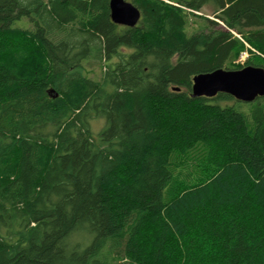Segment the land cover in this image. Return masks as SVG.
I'll return each mask as SVG.
<instances>
[{
  "label": "trees",
  "instance_id": "16d2710c",
  "mask_svg": "<svg viewBox=\"0 0 264 264\" xmlns=\"http://www.w3.org/2000/svg\"><path fill=\"white\" fill-rule=\"evenodd\" d=\"M128 1L0 0V264H264V0Z\"/></svg>",
  "mask_w": 264,
  "mask_h": 264
},
{
  "label": "water",
  "instance_id": "95a60500",
  "mask_svg": "<svg viewBox=\"0 0 264 264\" xmlns=\"http://www.w3.org/2000/svg\"><path fill=\"white\" fill-rule=\"evenodd\" d=\"M110 10L111 18L117 24L133 27L141 18L140 9L128 0H110ZM221 92L244 102L264 96V68L254 65L236 70L218 68L194 76L193 97H214Z\"/></svg>",
  "mask_w": 264,
  "mask_h": 264
},
{
  "label": "rangeland",
  "instance_id": "374dc122",
  "mask_svg": "<svg viewBox=\"0 0 264 264\" xmlns=\"http://www.w3.org/2000/svg\"><path fill=\"white\" fill-rule=\"evenodd\" d=\"M211 11V7L210 6H205L201 11H199L197 14H202V13H209ZM211 18H215L214 15H210ZM19 23L21 24H25V25H28L27 22L24 23V20L22 21H18ZM30 25V24H29ZM201 25V21H200V18L199 17H190V20H189V24H188V27H189V30L190 31H193L197 28H199ZM250 58V53H248L247 51H243L240 56L238 57V59L236 60V63L237 64H244L247 60H249ZM252 58V57H251ZM254 58V57H253ZM252 102H243L242 105L245 106V109H247L248 111V114L250 113V104Z\"/></svg>",
  "mask_w": 264,
  "mask_h": 264
},
{
  "label": "bare ground",
  "instance_id": "6f19581e",
  "mask_svg": "<svg viewBox=\"0 0 264 264\" xmlns=\"http://www.w3.org/2000/svg\"><path fill=\"white\" fill-rule=\"evenodd\" d=\"M256 66V65H255ZM57 94V93H56Z\"/></svg>",
  "mask_w": 264,
  "mask_h": 264
}]
</instances>
